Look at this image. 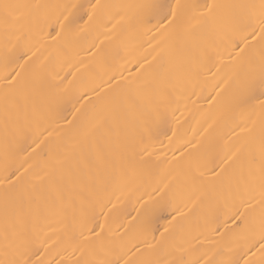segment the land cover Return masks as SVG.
Here are the masks:
<instances>
[{
    "label": "snow or ice",
    "instance_id": "6c2138e0",
    "mask_svg": "<svg viewBox=\"0 0 264 264\" xmlns=\"http://www.w3.org/2000/svg\"><path fill=\"white\" fill-rule=\"evenodd\" d=\"M0 106V264H264V0H0Z\"/></svg>",
    "mask_w": 264,
    "mask_h": 264
},
{
    "label": "bare ground",
    "instance_id": "6f19581e",
    "mask_svg": "<svg viewBox=\"0 0 264 264\" xmlns=\"http://www.w3.org/2000/svg\"><path fill=\"white\" fill-rule=\"evenodd\" d=\"M9 2H24V0H9ZM146 47L147 45H145ZM184 95L187 96L188 93L186 92ZM212 95H215V93H212ZM209 99H211L210 96L205 99L204 96L197 97L196 95H191L188 99L181 100V110L176 113L171 124L162 127L156 135L154 144L155 154L151 157L153 167L144 176L145 184L150 180L154 182L161 170L165 169L168 162L173 160V148L176 146L178 139L186 133H191L193 127L198 126L197 122L201 119V114L208 109ZM254 103L258 104V101ZM256 110L258 112L259 108L257 107ZM173 128L177 130V138H174L170 144L168 138L173 135ZM2 129L3 110L2 106H0V137H2ZM157 157L160 158L159 161H157ZM0 165H2V154H0ZM138 206L135 204L134 197H130L124 200V203L117 208V212L132 211L134 215V209Z\"/></svg>",
    "mask_w": 264,
    "mask_h": 264
}]
</instances>
